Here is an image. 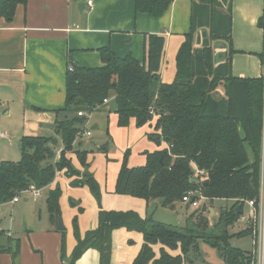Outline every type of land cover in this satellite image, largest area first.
<instances>
[{
    "label": "trees",
    "instance_id": "trees-1",
    "mask_svg": "<svg viewBox=\"0 0 264 264\" xmlns=\"http://www.w3.org/2000/svg\"><path fill=\"white\" fill-rule=\"evenodd\" d=\"M172 1L135 0V10L158 17ZM192 1L190 31L176 53L172 82L164 83L159 76L164 39L158 35L148 36L142 61L130 54L119 57L106 46L98 49L100 66L73 65L72 70L67 69L65 103L55 111L54 130L62 144L58 157L55 138L21 137L20 159L0 161V203H7L31 185L46 187L63 168L67 169L69 177L77 175L65 156L74 150L76 138L85 130L87 117L77 113H92L110 97L115 103L119 127L127 126L132 118L136 127L143 126L156 114L154 131L147 135L148 139L158 146L166 143L165 148L145 152V163L134 167L127 164V149L115 181V194L145 201L158 200L161 206L169 208L190 190H198L210 200H234L230 211L220 216V222L225 225L239 218L243 202L258 199L263 176V77L240 78L231 74V56L235 51L229 7L221 12L218 0ZM25 3L26 0H0V17L10 21L17 5ZM217 13L223 19L219 18L220 23L215 25ZM222 23L224 30L220 28ZM258 24L264 27V14ZM200 30H205L206 34L197 40ZM210 41L225 43L223 58H215ZM60 113L62 117H58ZM105 148L101 146L100 150L106 151ZM75 153L80 163L86 164V151L76 150ZM193 165L205 170L202 181L195 175ZM71 184H87L99 200V186L90 174H84ZM59 196V188L49 190L46 195L49 218L53 222L60 214ZM120 227L143 235L144 242L132 264L190 262L186 253L192 235L184 229L142 218L134 211L113 210H101L97 227L83 239L75 230L77 244L70 262L90 245H95L103 257H108L110 232ZM3 237L5 233L0 230V253L10 254L14 263L19 239L6 238L4 242ZM219 238L223 242V264H255L254 251L245 252L230 246L225 233ZM156 243L172 250L179 247L181 254L173 256L162 249L155 258L151 245Z\"/></svg>",
    "mask_w": 264,
    "mask_h": 264
},
{
    "label": "crops",
    "instance_id": "crops-1",
    "mask_svg": "<svg viewBox=\"0 0 264 264\" xmlns=\"http://www.w3.org/2000/svg\"><path fill=\"white\" fill-rule=\"evenodd\" d=\"M192 3V0H173L160 16L154 17L137 12L135 0H93L91 6L86 0H26L25 5H17L10 21L0 17V161L20 159L19 141L23 136L55 138L58 157L62 144L54 130L55 111L65 103L67 65L100 66L101 47H110L119 57L130 54L142 61L148 36H161L164 45L159 76L164 83L172 82L176 53L190 31ZM218 3L219 11L227 7L230 10L235 51L231 56V74L240 78L264 77V30L258 24L264 12V0H218ZM111 101L112 97L100 106L107 107ZM115 109L111 111L108 128L117 145L115 153L104 154L101 150L96 158L95 152L101 145L90 143L92 133L90 137L79 136L74 150L65 155L77 175L69 177L63 168L56 172L51 183L40 188L39 197L26 193L14 203H0V230L7 238L19 239L15 262L10 254L0 253V264H132L144 242L141 232L115 228L108 239V257L104 258L100 249L90 245L70 262L77 244L75 230L83 239L97 227L101 210L134 211L142 218L163 223L156 212L160 208L175 209L177 203L169 208L157 200L115 194L123 150L128 148L127 164L134 167L145 163V152L166 147L164 142L158 146L148 139L147 135L154 131L156 117L140 127H136L133 118L127 126L119 127ZM93 111L84 124L85 130H89ZM98 126L94 120L92 128ZM76 150L86 151V164L80 163ZM84 174H90L99 186V200L87 184H71ZM55 188L60 189L61 229L57 226L58 217L55 222L49 218L46 203L47 192ZM181 204L190 209L202 206L200 203V207L192 208L187 203ZM151 248L155 258L162 249L173 256L181 254L179 247L172 250L160 243Z\"/></svg>",
    "mask_w": 264,
    "mask_h": 264
},
{
    "label": "rangeland",
    "instance_id": "rangeland-1",
    "mask_svg": "<svg viewBox=\"0 0 264 264\" xmlns=\"http://www.w3.org/2000/svg\"><path fill=\"white\" fill-rule=\"evenodd\" d=\"M225 1L226 0H224V2ZM219 18L223 19V17L220 16L219 13H217L215 25H218V23H220ZM206 28L208 29L209 27L206 26ZM220 28L221 30H224L225 24L222 23ZM214 44L215 41H210V45L213 49ZM220 91L221 89L219 88L218 92ZM114 107L115 103L114 101H111L107 107L100 106L98 110H94V117L91 119V123L87 126L92 135L91 137L84 136L90 137V143L97 144V146L99 144L106 147V151H103L104 154H106L107 152L115 153V151L117 150V145L113 141L110 131H108L112 114L111 111L114 109ZM94 120L98 121V128H92ZM92 144L89 146H92ZM126 149L123 150V154ZM100 153L101 150L97 151V153L95 152L96 158L100 157ZM262 168L263 176L261 183L264 185V144ZM178 203L175 206V209L160 208L156 212V217L165 224H169L172 226H181L177 228H182L184 229L185 233L188 232L192 235L186 253V259L190 260L191 263L223 264L221 257V245L223 242L221 238H219L223 235V233L226 234L227 241L230 246L238 248L245 252L254 251L255 220L254 218H252V220L248 218L249 208L247 204L243 203V209L238 219L225 225L224 223L220 222V216L223 212L230 211L233 202L229 199L217 198L210 200L203 197L199 202V205L200 203L202 205L200 209H190V207H186L185 205L181 204V202ZM247 219H249L248 223ZM6 238V236L3 237L4 242L6 241ZM188 262L189 261H187V263Z\"/></svg>",
    "mask_w": 264,
    "mask_h": 264
},
{
    "label": "built area",
    "instance_id": "built-area-1",
    "mask_svg": "<svg viewBox=\"0 0 264 264\" xmlns=\"http://www.w3.org/2000/svg\"><path fill=\"white\" fill-rule=\"evenodd\" d=\"M93 0H86V4L88 6L92 5ZM264 14V12H263ZM264 30V27H263ZM264 65V63H263ZM73 64H68L67 69L72 70ZM264 82V77H263ZM108 99H104L103 103H106ZM152 112V109H151ZM153 113V112H152ZM78 116H86L87 121L90 117L91 113H86L79 111ZM157 117L156 114H153V118ZM82 136H90L91 132L89 130H84L81 133ZM263 141H264V127H263ZM195 175L199 178V181H202L206 175L205 170L197 168L195 165H193ZM30 193L33 197H39L40 194V188H36L34 186H30L27 189L22 190L18 195L14 196L11 200H9L7 203H14L19 200L20 196L22 194ZM195 196H198L195 198ZM203 196L198 190L195 191H188L185 193L181 199V202L189 204L192 208H198L200 199H202ZM247 205L249 206L248 211V218L252 220L254 218L255 222V240H254V257H255V264H264V185L261 183L260 193L258 196V199L253 200H247L245 201Z\"/></svg>",
    "mask_w": 264,
    "mask_h": 264
},
{
    "label": "water",
    "instance_id": "water-1",
    "mask_svg": "<svg viewBox=\"0 0 264 264\" xmlns=\"http://www.w3.org/2000/svg\"><path fill=\"white\" fill-rule=\"evenodd\" d=\"M205 34H206L205 30L198 31V33L196 34V39L200 40L201 36L203 37ZM225 49H226L225 43H223L221 41H215L214 49H213L215 58H217L218 60L223 58V55L225 53ZM238 208H239V206L236 207L237 212H239ZM57 226L60 229L62 228L59 216H58V220H57Z\"/></svg>",
    "mask_w": 264,
    "mask_h": 264
}]
</instances>
